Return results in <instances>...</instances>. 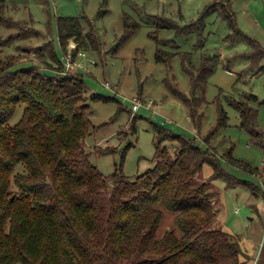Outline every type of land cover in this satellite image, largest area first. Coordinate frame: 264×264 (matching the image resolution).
Segmentation results:
<instances>
[{
	"label": "trees",
	"instance_id": "1",
	"mask_svg": "<svg viewBox=\"0 0 264 264\" xmlns=\"http://www.w3.org/2000/svg\"><path fill=\"white\" fill-rule=\"evenodd\" d=\"M219 3L190 24L181 26L160 18L157 27L177 34L197 33L201 38L205 18L218 11L236 38L249 41L254 63L264 58L260 42L241 33L228 1ZM5 7V1H0V25H22L6 17ZM138 27L126 22L118 48ZM57 32L64 55L71 52L74 60L81 50L101 52L103 42L87 17H59ZM2 45L0 38V264H248L231 234L214 227V193L209 182L199 178L208 164L212 179L241 183L223 170L210 145L216 130L204 139V149L195 140L155 125L154 167L131 178L121 164L105 176L86 150L85 140L96 129L90 101L99 97L88 94L83 74L64 73L52 42L48 43L49 59L43 60L50 65L47 70L35 63L19 67L24 61L16 55L3 57ZM175 54L158 48L156 60L170 64ZM182 54L190 94L170 78L166 86L199 126L208 103L206 87L217 64L214 56H207L196 68L192 54ZM228 100L239 112L240 127L249 133L251 142L264 149L258 109L248 100ZM18 108L23 113L13 124ZM228 119L220 106L218 128L226 126ZM165 142L175 144L176 150L171 151ZM131 145L123 150L122 161ZM225 157L244 171L264 172L236 160L230 150ZM19 165L23 168L18 169ZM247 186L255 196L264 191ZM165 211L174 215V227L160 236Z\"/></svg>",
	"mask_w": 264,
	"mask_h": 264
},
{
	"label": "rangeland",
	"instance_id": "2",
	"mask_svg": "<svg viewBox=\"0 0 264 264\" xmlns=\"http://www.w3.org/2000/svg\"><path fill=\"white\" fill-rule=\"evenodd\" d=\"M0 1L6 3L4 10L7 18L23 23L21 26L0 25L2 55L18 56L24 61L19 67L35 63L47 70L50 65L43 60L49 59V42H52L56 56L63 62L64 53L57 32L59 17H87L95 24L103 42L101 52H88L89 56L84 60L88 70L78 72L83 74L88 94L99 97L90 101L91 120L96 129L86 138L85 145L90 161L103 175H111L121 164L124 173L131 178L153 168L155 125L195 140L204 149L207 148L204 139L216 130L210 145L216 149L223 170L241 183L230 185L227 179H212V167L208 164L203 166L199 178L209 182L214 193V227L231 234L249 264H264V249L261 250L264 245V172L255 175L244 171L229 163L225 157L230 150L236 160L264 170V149L251 142L249 133L240 127L239 112L228 100H248L257 108L258 127L264 132V58L254 63L249 41L243 37L236 38L218 11L205 18L201 38L197 33L177 34L173 29L157 27L160 18H167L181 26L190 24L201 18L209 6L225 0ZM226 1L236 13L241 33L264 47V0ZM127 21L139 27L118 48L126 34ZM158 48L176 53L170 64L157 62ZM184 52L192 54L191 62L196 68L207 56H214L217 64L206 87L208 103L202 111L204 116L199 126L190 118L184 103L173 96L166 86V79L170 78L183 93L190 94V77L182 58ZM81 60L78 56L76 62ZM107 82L110 88L105 87ZM134 99L140 101L137 110H133ZM220 106L229 119L226 126L218 128ZM22 113L23 109L18 108L13 124ZM130 143L132 145L122 161V152ZM165 144L171 151L176 150L175 144ZM105 149L110 151L105 153ZM22 168L23 165L18 166V169ZM242 182L263 192L255 196ZM173 223L174 215L165 211L160 236L173 229Z\"/></svg>",
	"mask_w": 264,
	"mask_h": 264
},
{
	"label": "built area",
	"instance_id": "3",
	"mask_svg": "<svg viewBox=\"0 0 264 264\" xmlns=\"http://www.w3.org/2000/svg\"><path fill=\"white\" fill-rule=\"evenodd\" d=\"M78 56H80L83 59V60H81L80 63L76 62V60L73 59V56H72L71 52H69L68 54L64 55L62 63L64 65V67H65V69H64V73L65 74L69 73L70 71L78 72L79 70L80 71L88 70L87 65H86L84 60L86 59L87 56H89V53L86 52V51L81 50L79 52ZM90 62L93 63V64H96L93 59H90ZM105 87L106 88H110L111 85L107 82L105 84ZM134 102H135V104L133 106V110L139 109L140 101L137 100V99H134ZM237 212H238V210H237ZM262 246H263V244H262Z\"/></svg>",
	"mask_w": 264,
	"mask_h": 264
},
{
	"label": "crops",
	"instance_id": "4",
	"mask_svg": "<svg viewBox=\"0 0 264 264\" xmlns=\"http://www.w3.org/2000/svg\"><path fill=\"white\" fill-rule=\"evenodd\" d=\"M263 249H264V245L262 246L261 250H263ZM248 264H249V262H248Z\"/></svg>",
	"mask_w": 264,
	"mask_h": 264
}]
</instances>
